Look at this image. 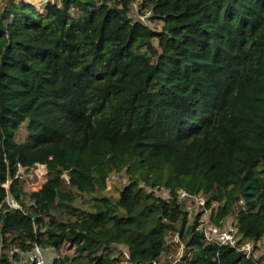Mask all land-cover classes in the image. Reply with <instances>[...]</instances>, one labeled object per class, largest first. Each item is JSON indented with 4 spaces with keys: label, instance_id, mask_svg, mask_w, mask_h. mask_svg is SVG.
Here are the masks:
<instances>
[{
    "label": "trees",
    "instance_id": "16d2710c",
    "mask_svg": "<svg viewBox=\"0 0 264 264\" xmlns=\"http://www.w3.org/2000/svg\"><path fill=\"white\" fill-rule=\"evenodd\" d=\"M180 189L264 251V0L1 2L0 264L158 263L176 234L187 264H257L206 244Z\"/></svg>",
    "mask_w": 264,
    "mask_h": 264
},
{
    "label": "built area",
    "instance_id": "2783aa9c",
    "mask_svg": "<svg viewBox=\"0 0 264 264\" xmlns=\"http://www.w3.org/2000/svg\"><path fill=\"white\" fill-rule=\"evenodd\" d=\"M62 179L66 183L70 182V177L67 173L62 175ZM9 184L10 182H7L3 185V187L8 190ZM156 191L164 198L171 197L173 195L170 189L157 188ZM176 197L184 204L186 210L194 212L195 215H199V221L196 229L204 235L206 244H217L219 246L233 248L238 252L244 253L248 259L255 261L257 264H264V260L260 261L261 256L264 255L261 243H240L235 227L228 225V221L225 222L224 220H221L219 224L211 222L212 210L217 207V203H212V208H209L207 207L208 201L205 197L191 195L182 189L176 192ZM7 204L13 209L17 207L15 201L10 196L7 197ZM173 244L174 247H176V250L181 248L182 251L177 253L176 256H168L164 261L158 263L153 262L151 264H187V260L184 259V245L180 242L178 234L174 235ZM49 250L52 253H55V257L51 261H49L47 257V251ZM58 253L59 251L54 249H43L41 246L35 244L27 252H20L21 261L19 264H53L54 260L59 258Z\"/></svg>",
    "mask_w": 264,
    "mask_h": 264
},
{
    "label": "rangeland",
    "instance_id": "374dc122",
    "mask_svg": "<svg viewBox=\"0 0 264 264\" xmlns=\"http://www.w3.org/2000/svg\"><path fill=\"white\" fill-rule=\"evenodd\" d=\"M3 1L4 0H0V4ZM24 1H26L27 3L34 4L38 10L42 11L45 3L48 1H52V0H24ZM130 16L135 21H141L145 25H148L151 29H156V28L161 27L160 24L158 25L154 21L150 20L151 12L148 10H145V9L143 10L140 6V1H137V2H135V4H133V6L131 8ZM26 137H27V133H26L25 129L23 128L18 135V141L23 142L26 139ZM46 172H47L46 167L39 165V166H36L35 168L31 169L28 172L25 170H21L19 178L22 179L23 183L25 184L26 188L29 191L30 190H39L41 188V184L45 178V176H42V175L45 174ZM119 176L116 175L115 177L110 178V180L108 181L106 191H112L113 186L116 184H119V181H120ZM126 181H127L126 179H123L121 185L123 186L126 183ZM77 204L81 205L80 202H77ZM92 204H93V202H92L91 198H89V200H88L89 207H92ZM169 242H170L169 244L171 245L173 252L168 254V256H176L177 253L182 251L181 248L176 250V247H174L172 238L169 239ZM65 253H66V249H62L58 253V255L59 256L64 255ZM47 257H48L49 261H51L55 257V253H52L49 250V251H47ZM119 264H126V263H119Z\"/></svg>",
    "mask_w": 264,
    "mask_h": 264
}]
</instances>
